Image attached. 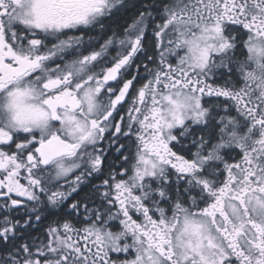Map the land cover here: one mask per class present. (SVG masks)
<instances>
[{
    "label": "snow or ice",
    "instance_id": "1",
    "mask_svg": "<svg viewBox=\"0 0 264 264\" xmlns=\"http://www.w3.org/2000/svg\"><path fill=\"white\" fill-rule=\"evenodd\" d=\"M0 264H264V0H0Z\"/></svg>",
    "mask_w": 264,
    "mask_h": 264
}]
</instances>
